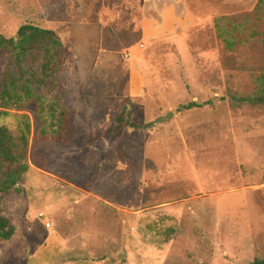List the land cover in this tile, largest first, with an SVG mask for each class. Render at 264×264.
<instances>
[{
    "label": "rangeland",
    "instance_id": "rangeland-1",
    "mask_svg": "<svg viewBox=\"0 0 264 264\" xmlns=\"http://www.w3.org/2000/svg\"><path fill=\"white\" fill-rule=\"evenodd\" d=\"M84 1L0 0L3 37L23 25L61 34L66 52L40 94L69 123L61 142H40L33 105L0 106V125H30L29 170L1 199L15 234L0 264L264 259V106L242 101L264 76V1L184 0L208 16L144 40L140 0H102L100 35L81 43L64 34ZM8 59L0 50V91ZM191 102L201 107L182 108ZM119 116L140 129L108 133Z\"/></svg>",
    "mask_w": 264,
    "mask_h": 264
},
{
    "label": "trees",
    "instance_id": "trees-1",
    "mask_svg": "<svg viewBox=\"0 0 264 264\" xmlns=\"http://www.w3.org/2000/svg\"><path fill=\"white\" fill-rule=\"evenodd\" d=\"M227 46L232 48L233 43ZM0 50L9 53L1 79L0 106L20 111L26 105H33L34 116L39 124L38 140L61 142L64 132L69 128L67 112L58 107L56 101L50 103L40 94L43 89H52L59 72L62 56L66 52L60 38L52 30L23 25L13 38L0 35ZM242 101L264 106V76L256 95ZM200 107L191 102L182 108L191 110ZM116 123L108 133L120 131L124 127L140 129L139 125L125 120L122 116L117 118ZM29 135L30 125L25 117H18L14 129L0 125V207L1 199L18 189L19 183L29 170ZM14 234V226L1 214L0 209V250ZM251 264H264V259H256Z\"/></svg>",
    "mask_w": 264,
    "mask_h": 264
},
{
    "label": "crops",
    "instance_id": "crops-1",
    "mask_svg": "<svg viewBox=\"0 0 264 264\" xmlns=\"http://www.w3.org/2000/svg\"><path fill=\"white\" fill-rule=\"evenodd\" d=\"M140 2L141 19L138 26L144 40L172 38L208 16V14L199 13L194 17L184 0H140ZM102 3V0L77 2L76 10L78 12L75 18L79 23L70 27L68 34H64V36L77 38L81 43H92L93 38L100 35L98 28L101 21ZM74 11V9L71 11L72 18ZM170 22L172 24L169 26L164 24ZM52 31L56 33V29Z\"/></svg>",
    "mask_w": 264,
    "mask_h": 264
},
{
    "label": "water",
    "instance_id": "water-1",
    "mask_svg": "<svg viewBox=\"0 0 264 264\" xmlns=\"http://www.w3.org/2000/svg\"><path fill=\"white\" fill-rule=\"evenodd\" d=\"M171 113H168L167 115L163 116V117H160L158 118L152 125L156 124V123H159L160 121L162 120H165L168 116H170Z\"/></svg>",
    "mask_w": 264,
    "mask_h": 264
}]
</instances>
